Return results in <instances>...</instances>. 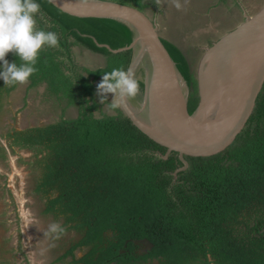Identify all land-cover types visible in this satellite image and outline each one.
<instances>
[{"label": "trees", "instance_id": "obj_1", "mask_svg": "<svg viewBox=\"0 0 264 264\" xmlns=\"http://www.w3.org/2000/svg\"><path fill=\"white\" fill-rule=\"evenodd\" d=\"M112 1L150 16L153 11V18L166 5ZM37 2L42 15L37 14L36 27L57 33L59 43L41 51L29 89L45 85V99L62 113L55 122L15 130L9 147L14 155L16 149L31 154L24 161L35 175L33 191L45 203L44 214L62 222L63 232L79 235L59 262L71 257V264H264V88L231 147L211 157H186L189 168L175 176L184 166L179 154L165 159V147L120 108L108 106L111 93L104 104L97 95L103 74L127 69L132 57L131 51L115 54L98 44L114 50L129 46V28L111 19L70 15L48 0ZM162 41L192 88V114L199 104L195 73L177 45ZM77 49L103 55L106 64L80 66ZM7 59L21 62L13 53ZM18 86L0 80V110ZM69 108L77 109L75 118L67 117ZM0 153L6 157L1 145ZM77 250L86 252L78 259Z\"/></svg>", "mask_w": 264, "mask_h": 264}, {"label": "water", "instance_id": "obj_2", "mask_svg": "<svg viewBox=\"0 0 264 264\" xmlns=\"http://www.w3.org/2000/svg\"><path fill=\"white\" fill-rule=\"evenodd\" d=\"M56 8L81 18L118 21L132 41L112 53L131 51L129 67L143 85L135 98L121 101V111L151 140L167 149L165 159L179 154L211 157L226 151L246 128L264 88V6L203 49L195 78L199 104L190 114L191 86L162 41L160 28L147 12L112 0H48ZM4 144V143H3ZM148 249V241H136Z\"/></svg>", "mask_w": 264, "mask_h": 264}, {"label": "rangeland", "instance_id": "obj_3", "mask_svg": "<svg viewBox=\"0 0 264 264\" xmlns=\"http://www.w3.org/2000/svg\"><path fill=\"white\" fill-rule=\"evenodd\" d=\"M164 2L166 5L162 3L163 12L152 18L159 25L161 37L174 43L185 53L195 74L204 53L203 49L244 20L243 8L249 14H253L264 6V0H164ZM150 14L152 16L153 11H150ZM78 51L81 50L77 49L80 66L97 68L106 64V58L101 54L90 50ZM45 92V85L30 90L29 82L19 84L0 110V139L3 140L5 135L16 129L23 130L59 120L61 109L55 101L45 99ZM110 97L113 100L114 94H110ZM104 109L108 111L107 107ZM66 115L75 118L78 115L77 109L69 108ZM20 157H23L21 162ZM30 157L29 153L24 152L20 156L12 155L10 160L7 156L5 159L2 158L0 153V169L4 175L2 179L0 178V183L11 186L18 206L25 207L24 215L21 208L20 218L17 211L19 207L11 199V194L7 195L5 192L2 194L0 191L2 200L0 212L8 221L3 229L0 228V255L7 264H71L73 260L71 257L60 262L59 259L79 239V235L75 232H63L62 222L59 223L52 216L44 214L45 203L33 191L35 175L24 161ZM54 223L59 226L56 232L50 228ZM3 246L7 248V252ZM85 252L77 250L76 258L79 259Z\"/></svg>", "mask_w": 264, "mask_h": 264}, {"label": "clouds", "instance_id": "obj_4", "mask_svg": "<svg viewBox=\"0 0 264 264\" xmlns=\"http://www.w3.org/2000/svg\"><path fill=\"white\" fill-rule=\"evenodd\" d=\"M41 14L37 0H0V80L9 83L26 84L38 71V59L45 47H56L59 43L57 33L36 27V16ZM9 53L15 54L20 63L10 62ZM97 95L104 104L107 94H114L108 103L111 109L121 107L125 98H135L140 92V82L134 69L114 68L103 74L97 85ZM57 224L50 226L58 230Z\"/></svg>", "mask_w": 264, "mask_h": 264}, {"label": "flooded vegetation", "instance_id": "obj_5", "mask_svg": "<svg viewBox=\"0 0 264 264\" xmlns=\"http://www.w3.org/2000/svg\"><path fill=\"white\" fill-rule=\"evenodd\" d=\"M156 16H159V15H156ZM155 18V17H154ZM191 90H192V88H191ZM15 92V91H14ZM11 96V95H10ZM16 130H18V129H16ZM13 132H11V134H12ZM9 133H8V135H5L4 136V139L2 140V139H0V145L3 147V149H4V151H5V154H6V156L8 157V159L10 158V160H12V155L13 156H20L22 153H24V151H18L17 149H16V152H17V154L16 155H14L13 154V152H12V150H11V148L9 147V143H10V139H9ZM5 142V143H4ZM7 142V143H6ZM4 143V144H3ZM26 153V152H25ZM31 155V154H30ZM2 158H6V157H3L2 156ZM20 158H23V157H20ZM1 160V159H0ZM9 160V161H10ZM11 162V161H10ZM2 165V164H1ZM2 173V171H1V169H0V178L2 179L3 177H4V175L3 174H1ZM10 181V178H9V176H8V179H7V182H9ZM0 191H2V194H3V192H5V193H7V195L8 194H11L10 196H11V199L12 200H14V202H15V205L17 206V207H19L18 209H17V211L19 212V214H20V212H21V208H22V213L24 212V206L22 205H19L18 206V202H17V200L15 199V197H14V193H13V189H11V186H7V185H5V183H0ZM39 198V197H38ZM40 199V198H39ZM2 200H0V202H1ZM11 201V200H10ZM12 202V201H11ZM20 218H21V214H20ZM6 224H8V221H6L5 219H4V214L3 213H1L0 212V228L1 229H3L2 227H4ZM3 245L5 246V243H3ZM3 246V248H4V251L5 252H7V248H5ZM4 259V258H3ZM8 261L10 260L9 258H6ZM4 261V262H3ZM7 261L6 260H2V257H1V255H0V264H7L6 263Z\"/></svg>", "mask_w": 264, "mask_h": 264}, {"label": "bare ground", "instance_id": "obj_6", "mask_svg": "<svg viewBox=\"0 0 264 264\" xmlns=\"http://www.w3.org/2000/svg\"><path fill=\"white\" fill-rule=\"evenodd\" d=\"M23 215H24V212H23Z\"/></svg>", "mask_w": 264, "mask_h": 264}, {"label": "crops", "instance_id": "obj_7", "mask_svg": "<svg viewBox=\"0 0 264 264\" xmlns=\"http://www.w3.org/2000/svg\"><path fill=\"white\" fill-rule=\"evenodd\" d=\"M249 13V12H248ZM251 15V14H250Z\"/></svg>", "mask_w": 264, "mask_h": 264}]
</instances>
